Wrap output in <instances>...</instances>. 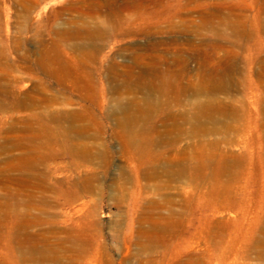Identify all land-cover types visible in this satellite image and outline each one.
<instances>
[{
    "label": "rangeland",
    "instance_id": "obj_1",
    "mask_svg": "<svg viewBox=\"0 0 264 264\" xmlns=\"http://www.w3.org/2000/svg\"><path fill=\"white\" fill-rule=\"evenodd\" d=\"M0 264H264V0H0Z\"/></svg>",
    "mask_w": 264,
    "mask_h": 264
},
{
    "label": "bare ground",
    "instance_id": "obj_2",
    "mask_svg": "<svg viewBox=\"0 0 264 264\" xmlns=\"http://www.w3.org/2000/svg\"><path fill=\"white\" fill-rule=\"evenodd\" d=\"M205 109H207V108H205ZM128 119L129 118L126 119L125 117L119 118L118 123L123 126V124H125V123H127V121H129Z\"/></svg>",
    "mask_w": 264,
    "mask_h": 264
}]
</instances>
